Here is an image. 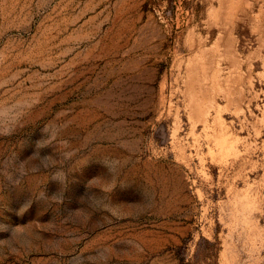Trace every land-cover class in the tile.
Wrapping results in <instances>:
<instances>
[{
    "label": "rangeland",
    "instance_id": "1",
    "mask_svg": "<svg viewBox=\"0 0 264 264\" xmlns=\"http://www.w3.org/2000/svg\"><path fill=\"white\" fill-rule=\"evenodd\" d=\"M0 264H264V0H0Z\"/></svg>",
    "mask_w": 264,
    "mask_h": 264
},
{
    "label": "clouds",
    "instance_id": "2",
    "mask_svg": "<svg viewBox=\"0 0 264 264\" xmlns=\"http://www.w3.org/2000/svg\"><path fill=\"white\" fill-rule=\"evenodd\" d=\"M39 144V143H38Z\"/></svg>",
    "mask_w": 264,
    "mask_h": 264
}]
</instances>
